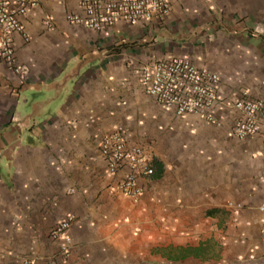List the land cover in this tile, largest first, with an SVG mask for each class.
I'll list each match as a JSON object with an SVG mask.
<instances>
[{
	"label": "crops",
	"instance_id": "0c3cea01",
	"mask_svg": "<svg viewBox=\"0 0 264 264\" xmlns=\"http://www.w3.org/2000/svg\"><path fill=\"white\" fill-rule=\"evenodd\" d=\"M79 11L40 0L25 16V80L0 59L1 105L16 100L0 126V264H264V141L233 131L236 101H264V0H172L166 18L103 32L70 23ZM174 56L219 75L214 121L143 91L140 66ZM115 126L154 157L137 202L100 150ZM71 213L63 258L50 233Z\"/></svg>",
	"mask_w": 264,
	"mask_h": 264
},
{
	"label": "built area",
	"instance_id": "2783aa9c",
	"mask_svg": "<svg viewBox=\"0 0 264 264\" xmlns=\"http://www.w3.org/2000/svg\"><path fill=\"white\" fill-rule=\"evenodd\" d=\"M75 1L80 11L68 14V21L95 32H103L121 23L139 25L154 18H166L172 9V0ZM39 4L40 0H0V59L21 80L26 79L28 71L18 63L15 36L25 35L23 20ZM139 76L143 91L157 104L174 108L180 116L197 115L206 121L215 120L211 110L218 100L220 77L199 68L189 57L148 61L140 66ZM234 109L238 114L234 134L240 139L260 136L264 141V101L243 98L234 103ZM100 150L112 174L125 172L119 178V190L130 199L139 201L144 195L141 179L155 174L154 157L150 151L143 145L132 143L128 132L121 126H115L103 135ZM230 207L235 206L230 204ZM77 223L75 214H67L50 233L63 258L71 253L69 232Z\"/></svg>",
	"mask_w": 264,
	"mask_h": 264
},
{
	"label": "rangeland",
	"instance_id": "374dc122",
	"mask_svg": "<svg viewBox=\"0 0 264 264\" xmlns=\"http://www.w3.org/2000/svg\"><path fill=\"white\" fill-rule=\"evenodd\" d=\"M15 103H16V100H14L13 98H10V100L8 101L9 109H6V107H3L4 102H2V105L0 102V126L6 122L8 123L13 122V119L16 120V118L13 117V115H11L12 113L14 114L13 107ZM0 137H1V133H0Z\"/></svg>",
	"mask_w": 264,
	"mask_h": 264
},
{
	"label": "trees",
	"instance_id": "16d2710c",
	"mask_svg": "<svg viewBox=\"0 0 264 264\" xmlns=\"http://www.w3.org/2000/svg\"><path fill=\"white\" fill-rule=\"evenodd\" d=\"M153 167H154V169H155V167H156V164H155V163H154Z\"/></svg>",
	"mask_w": 264,
	"mask_h": 264
}]
</instances>
